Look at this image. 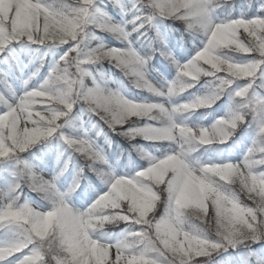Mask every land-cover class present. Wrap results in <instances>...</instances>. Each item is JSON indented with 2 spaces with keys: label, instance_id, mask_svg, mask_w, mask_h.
<instances>
[{
  "label": "snow or ice",
  "instance_id": "1",
  "mask_svg": "<svg viewBox=\"0 0 264 264\" xmlns=\"http://www.w3.org/2000/svg\"><path fill=\"white\" fill-rule=\"evenodd\" d=\"M0 264H264V0H0Z\"/></svg>",
  "mask_w": 264,
  "mask_h": 264
},
{
  "label": "trees",
  "instance_id": "2",
  "mask_svg": "<svg viewBox=\"0 0 264 264\" xmlns=\"http://www.w3.org/2000/svg\"><path fill=\"white\" fill-rule=\"evenodd\" d=\"M248 2H249V0H235V3H236L237 5H240V4H243V3H248ZM97 34H98V35H102V34H99V33H97ZM105 37H106V36H105ZM106 42H112V41H111L110 38L106 37ZM105 68H106V67H105ZM107 69H110V68L107 66ZM110 70L113 72V74L115 75V77L124 79L125 82L128 84V86H129L130 88H133V90L135 91V88H134V86L132 85L131 81H129L126 77H123V75H122L121 72L115 70L114 68H111ZM86 83H88L89 86H91V85H90V81H86ZM110 135H111V138H112L113 149H118V148H120V147H127V146H128L129 141H128L127 139H125L123 136H117V135L114 134V133H113V134H110ZM99 142H100L101 144H103L102 139H101ZM111 150H112V149H109V151H111ZM51 164H52L53 167L55 166V159H54V158L51 160ZM32 195L35 196L36 194L33 193ZM116 230H118V229H116Z\"/></svg>",
  "mask_w": 264,
  "mask_h": 264
},
{
  "label": "rangeland",
  "instance_id": "3",
  "mask_svg": "<svg viewBox=\"0 0 264 264\" xmlns=\"http://www.w3.org/2000/svg\"><path fill=\"white\" fill-rule=\"evenodd\" d=\"M99 34L105 35L106 37L110 38L111 41L113 42V38L110 37V36H108L107 34H103V33H99ZM107 66L110 68V66L107 64V62H105L104 67H106V69H107ZM45 70H46V68L45 69H42V72L45 71ZM137 141L140 142V143H142V144H145L146 143L145 141L142 140V138H139V137L137 138ZM221 147H223V146H221ZM242 198H244V197H242ZM248 203H251V201H248ZM161 211H162V209H161Z\"/></svg>",
  "mask_w": 264,
  "mask_h": 264
}]
</instances>
